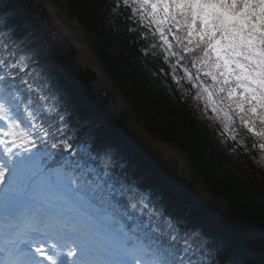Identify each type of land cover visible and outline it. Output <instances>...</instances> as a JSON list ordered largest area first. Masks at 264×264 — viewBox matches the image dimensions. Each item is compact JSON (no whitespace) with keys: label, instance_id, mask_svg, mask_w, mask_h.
Returning <instances> with one entry per match:
<instances>
[{"label":"snow or ice","instance_id":"snow-or-ice-1","mask_svg":"<svg viewBox=\"0 0 264 264\" xmlns=\"http://www.w3.org/2000/svg\"><path fill=\"white\" fill-rule=\"evenodd\" d=\"M121 3L131 9L133 16L138 14L145 30L153 36L158 34L164 59L175 60L171 68L176 83L187 79L197 89L195 98L203 99L205 109L211 110L232 140H236L234 126L238 120L241 130L259 142L252 147L264 151V0H121ZM151 47L156 48V44ZM185 54L191 57L190 67L182 65ZM0 64L9 78L11 69L27 73L23 58L19 63L0 61ZM180 67L183 76L177 77L176 70ZM4 79L5 76H0V80ZM23 82L31 91L32 85ZM23 102L19 93L0 89V120L6 122L8 129L0 130V136L9 138L0 139V146L13 160L16 144L13 137L35 146V141L28 139L31 131L20 124ZM24 113L36 127L34 114L27 106ZM51 147L56 148L57 144ZM63 147L70 150L72 145L65 143ZM0 194L3 196L0 236L5 241L2 251L8 254L0 264H41L37 255L51 264H173L145 245L136 233L126 231L119 221L105 224L80 208V185L63 169L49 167L34 155L25 157L20 166L0 163ZM46 239H54L56 243L51 248H59L61 254L67 248L66 255L72 259L53 258L50 250L42 246ZM176 264L199 262L181 255Z\"/></svg>","mask_w":264,"mask_h":264},{"label":"trees","instance_id":"trees-1","mask_svg":"<svg viewBox=\"0 0 264 264\" xmlns=\"http://www.w3.org/2000/svg\"><path fill=\"white\" fill-rule=\"evenodd\" d=\"M48 5L74 15L108 77L127 97L147 130L190 157L199 176L226 205L227 217L216 223L208 221L207 214L212 216L214 210L202 212L184 201L179 191L171 189L169 173L163 166L133 147L116 128L103 124L94 129L95 148L118 149L132 178L142 188L162 196L170 216L179 219L187 230L209 234L216 250L222 247V263L228 255V263L264 264V151L252 147L259 142L238 125L235 129L240 142L222 138L220 124L204 118L202 103L193 98L196 93L175 85L169 77L170 67L158 35L145 30L121 0H0V13L9 29L20 37H30L39 35L42 24L49 20ZM71 51L66 60L74 59ZM51 70L71 121L78 126L96 122L103 111L99 98L92 97L65 66ZM198 199L201 201L200 196ZM201 217L208 224L199 227Z\"/></svg>","mask_w":264,"mask_h":264},{"label":"rangeland","instance_id":"rangeland-1","mask_svg":"<svg viewBox=\"0 0 264 264\" xmlns=\"http://www.w3.org/2000/svg\"><path fill=\"white\" fill-rule=\"evenodd\" d=\"M49 13H50L49 26L54 27L52 30H55V32H54L55 35L60 32L59 37L65 39L66 43L72 45L73 47H76L78 44H80V40H84V38L82 36H79L77 31L72 26H69V28H65L63 31L59 30L58 26H61V27H67V26H63L62 24H64V25H66V24L63 23L62 20L58 16L55 15V14H58V10L56 11L52 8L51 10H49ZM49 26H47V27H49ZM80 48H81V46H80ZM80 62L81 63L79 64V68L81 66H83L84 64L92 63L90 56L89 55L86 56V55H84V53L81 54ZM117 103H118V105H120L118 101H117ZM148 144L153 147V145L151 143L148 142ZM155 145L158 148H160L161 151L165 150V149H162V144L160 142H157ZM153 148H155V147H153ZM165 151H163V152H165ZM164 154L166 156H168L167 152H165ZM168 159L170 161H172L170 158H168Z\"/></svg>","mask_w":264,"mask_h":264},{"label":"water","instance_id":"water-1","mask_svg":"<svg viewBox=\"0 0 264 264\" xmlns=\"http://www.w3.org/2000/svg\"><path fill=\"white\" fill-rule=\"evenodd\" d=\"M85 78H87L89 81H94L95 80V74L92 72L87 71L85 74ZM192 181L194 184L199 185V180L197 176L194 173H191ZM202 188V187H200Z\"/></svg>","mask_w":264,"mask_h":264}]
</instances>
